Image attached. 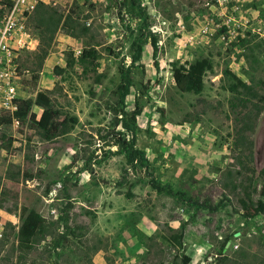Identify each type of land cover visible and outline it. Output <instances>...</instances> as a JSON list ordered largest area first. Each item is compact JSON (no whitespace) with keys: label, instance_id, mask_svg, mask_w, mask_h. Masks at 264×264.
Returning <instances> with one entry per match:
<instances>
[{"label":"rangeland","instance_id":"374dc122","mask_svg":"<svg viewBox=\"0 0 264 264\" xmlns=\"http://www.w3.org/2000/svg\"><path fill=\"white\" fill-rule=\"evenodd\" d=\"M12 1L0 0V15ZM40 1L86 30L73 36L60 26L38 65ZM18 14V37L37 44L16 51V98L43 93L56 120L78 121L45 139L34 123L43 110L33 104L25 123L0 124V264H264V213L244 216L221 186L237 167L236 130L247 114L244 174L264 201V0H25ZM204 58L211 68L202 91L182 92L173 66ZM124 74L129 92L119 105ZM136 99L140 167L114 152L117 139L131 138L121 108L129 112ZM152 177L171 192L153 188ZM23 207L38 211L50 232L25 257Z\"/></svg>","mask_w":264,"mask_h":264},{"label":"trees","instance_id":"16d2710c","mask_svg":"<svg viewBox=\"0 0 264 264\" xmlns=\"http://www.w3.org/2000/svg\"><path fill=\"white\" fill-rule=\"evenodd\" d=\"M33 12L35 26L38 29L40 45H44L39 52L40 61L38 65H41V61L45 58L47 48L50 46L60 26L69 28L73 36H79L86 30L70 13L64 14L56 7L48 6L41 1L35 5ZM87 53L89 55L93 54L92 51H88ZM68 54L65 65L69 67L73 65L74 57L72 52ZM210 68L211 63L205 58L197 60L188 66L174 65L172 72L175 84L182 92L200 93L203 88L204 73ZM54 69L57 72L62 71V68L58 65L55 66ZM121 81L122 82L117 85L114 92L118 97L117 102L119 105H124V99L129 92L130 80L124 74ZM261 99L264 100V95ZM14 100L17 104V109L14 111L13 116L8 117L6 115H0V124L10 123L12 118H15L21 123H25L26 117L33 104L43 110L40 119L34 120V123L39 126L41 130L40 135L45 139H52L68 133L78 121L76 116L69 115H65L60 120H56L51 111L52 104L50 97L40 92L34 100L31 98H16ZM142 106V103L136 99L134 108L129 112L121 108L122 116L120 118V123L124 132L129 134L131 138H119L114 143L117 145V149L114 152L122 154L126 163L132 165V167L143 166L144 162H146L144 152L139 149H134L132 146L138 131L136 129V119L142 110ZM240 120L241 125L236 130L237 136L234 141V146L238 149L235 155V164H237V167L229 168L223 173L221 186L237 196L238 203L243 209V215L250 218L257 214L264 213V201L263 199H254L253 196L257 192V185L253 183L251 176L244 174V169L250 170L245 160H250L252 158V141L247 137L246 132L250 131L253 125L251 123V117L247 114H243ZM8 145L10 146V143H8ZM259 174L263 183L260 194L264 197V167L259 171ZM150 183L151 186L159 192L164 190L171 192L170 189L160 186L153 177L150 179ZM127 195L131 196L130 193H127ZM49 234L50 232L47 229L45 218L35 209L23 207L21 223L18 228V249L20 255L25 257L36 245V240L39 236H47ZM187 261L188 257H184L183 264H188ZM232 264L243 263L232 262Z\"/></svg>","mask_w":264,"mask_h":264},{"label":"built area","instance_id":"2783aa9c","mask_svg":"<svg viewBox=\"0 0 264 264\" xmlns=\"http://www.w3.org/2000/svg\"><path fill=\"white\" fill-rule=\"evenodd\" d=\"M25 0H13L10 7L0 15V114L5 112L9 116H13L17 109L15 94L17 80V69L14 64V58L17 56L18 48L26 46L34 49L37 41L34 39L22 40L18 37L23 34V26L19 23V14ZM34 6L31 4L30 8ZM32 43V44H31ZM32 45V47H30ZM18 122L15 118H12Z\"/></svg>","mask_w":264,"mask_h":264}]
</instances>
